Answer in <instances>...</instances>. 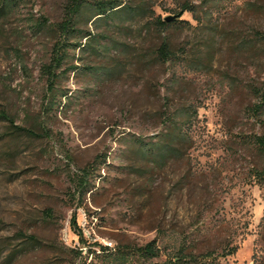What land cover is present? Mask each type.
Returning a JSON list of instances; mask_svg holds the SVG:
<instances>
[{
	"label": "rangeland",
	"instance_id": "1",
	"mask_svg": "<svg viewBox=\"0 0 264 264\" xmlns=\"http://www.w3.org/2000/svg\"><path fill=\"white\" fill-rule=\"evenodd\" d=\"M66 1L20 0L0 18V110L35 132L0 121V264H106L95 242L114 253L153 239L156 261L185 244L221 264H264V180L255 173L264 154L250 142L264 135V109L255 110L264 0L210 1L198 18L184 11L186 24L164 29L150 25L202 0H122L134 15L91 27L110 52L71 55L66 65L77 69L61 85L70 96L44 117L51 35L30 24L61 20ZM164 37L178 61L154 58ZM185 109L187 139L174 141V154L158 163L142 154L139 140H164L169 117ZM97 156L82 198L77 175Z\"/></svg>",
	"mask_w": 264,
	"mask_h": 264
},
{
	"label": "trees",
	"instance_id": "2",
	"mask_svg": "<svg viewBox=\"0 0 264 264\" xmlns=\"http://www.w3.org/2000/svg\"><path fill=\"white\" fill-rule=\"evenodd\" d=\"M20 0H0V18L9 16L18 6ZM215 0H202L200 4H194L189 1L183 2L179 15L175 19L165 21L157 17L153 24L161 29L186 24V21L181 20L179 17L184 11H189L194 18H198L199 11L202 9L203 4ZM136 9L134 6L126 5L122 0H67L63 6V16L61 20L48 23L47 19L42 18L37 23L30 24V31L37 34L42 29H46L51 35V45L48 51V58L41 66L40 75L45 80V87L41 99L40 109L42 116L49 117L52 113L65 106V99L70 95L65 88H62V82L66 80L70 70H76L77 66H68L66 63L69 61L71 55L76 52H94L100 55H107L111 48L101 42L106 36L103 33L95 35L91 31V27L100 24L103 20L106 22L111 19H116L124 14L134 15ZM264 38V35H261ZM154 58L161 62H175L180 59L179 54L175 51L167 38H163L160 44L153 51ZM24 70L26 67L23 66ZM261 102L256 105V111L264 109V87L259 92ZM64 100V101H63ZM185 111V112H184ZM180 112L179 115L172 114L170 119V129L167 134H163L164 140L158 137L157 140H150L148 142L140 139V148L142 154L151 156L155 162L164 161L167 157L172 156L175 151L174 141H185L187 135L183 131L185 124L183 117L187 114V109ZM0 121H7L11 127L12 132H24L28 135H34V130L25 128L14 124L15 116L9 114L5 110H0ZM251 144L256 150L264 154V135H252L250 138ZM97 156L92 162H89L82 169L80 174L77 175L76 185L77 190L83 198L86 193L90 192L94 187V173L100 168V161ZM104 161V160H103ZM259 179L264 180V169L255 172ZM74 226L76 224L75 215L72 218ZM79 239L85 247L86 241L78 228ZM32 237V236H30ZM34 239V237H32ZM99 245L101 250L102 261L106 264H124L133 259L134 264H221L216 261L211 252H194L188 250L185 244L179 246L176 251L167 256L163 260H154L160 256V250L156 245L155 240H150L142 246L130 248L123 246L116 250L114 253H108L107 247ZM83 249L78 250L81 253ZM235 251L232 248L227 254ZM15 249L8 255L9 258L15 256Z\"/></svg>",
	"mask_w": 264,
	"mask_h": 264
},
{
	"label": "water",
	"instance_id": "3",
	"mask_svg": "<svg viewBox=\"0 0 264 264\" xmlns=\"http://www.w3.org/2000/svg\"><path fill=\"white\" fill-rule=\"evenodd\" d=\"M176 17H177V15H169V16L165 17L164 20L169 21V20L175 19Z\"/></svg>",
	"mask_w": 264,
	"mask_h": 264
}]
</instances>
